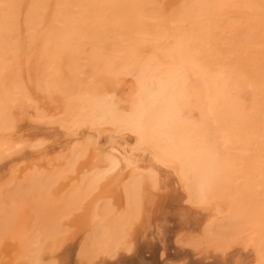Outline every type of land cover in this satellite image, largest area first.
<instances>
[{"label": "bare ground", "instance_id": "6f19581e", "mask_svg": "<svg viewBox=\"0 0 264 264\" xmlns=\"http://www.w3.org/2000/svg\"><path fill=\"white\" fill-rule=\"evenodd\" d=\"M0 264H264V0H0Z\"/></svg>", "mask_w": 264, "mask_h": 264}, {"label": "rangeland", "instance_id": "374dc122", "mask_svg": "<svg viewBox=\"0 0 264 264\" xmlns=\"http://www.w3.org/2000/svg\"><path fill=\"white\" fill-rule=\"evenodd\" d=\"M20 218L22 220H20ZM31 220H32V216H31V213H30V209H29V207H27L19 215V219H18V222H17V224H18V226H17L18 231L21 232L22 231V228H24L25 226H27L28 224H30ZM19 224L21 225V227L19 226Z\"/></svg>", "mask_w": 264, "mask_h": 264}]
</instances>
